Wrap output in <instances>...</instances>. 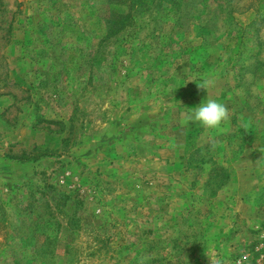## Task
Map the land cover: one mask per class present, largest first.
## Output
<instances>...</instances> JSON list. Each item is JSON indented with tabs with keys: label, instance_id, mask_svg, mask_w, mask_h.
Instances as JSON below:
<instances>
[{
	"label": "rangeland",
	"instance_id": "rangeland-1",
	"mask_svg": "<svg viewBox=\"0 0 264 264\" xmlns=\"http://www.w3.org/2000/svg\"><path fill=\"white\" fill-rule=\"evenodd\" d=\"M105 4L0 0V264H264V0Z\"/></svg>",
	"mask_w": 264,
	"mask_h": 264
},
{
	"label": "trees",
	"instance_id": "trees-1",
	"mask_svg": "<svg viewBox=\"0 0 264 264\" xmlns=\"http://www.w3.org/2000/svg\"><path fill=\"white\" fill-rule=\"evenodd\" d=\"M106 2L108 11L104 18L106 36L105 39H111L113 36L126 31L127 28L134 22L136 12L139 10L142 14H161V15H174L178 18L187 13L188 3L190 0H104ZM199 5L203 6L204 10L209 11L214 17L222 16L223 18L231 19L232 10L227 7L232 0H196ZM125 9V10H124ZM264 21V16L262 18ZM128 26V27H127ZM207 29L201 27L199 37L205 36ZM53 155L49 151L40 152L31 155L28 158L16 159L21 160H34L43 156Z\"/></svg>",
	"mask_w": 264,
	"mask_h": 264
},
{
	"label": "clouds",
	"instance_id": "clouds-1",
	"mask_svg": "<svg viewBox=\"0 0 264 264\" xmlns=\"http://www.w3.org/2000/svg\"><path fill=\"white\" fill-rule=\"evenodd\" d=\"M193 109L188 120L208 129L218 128L228 116L226 104L216 99H205Z\"/></svg>",
	"mask_w": 264,
	"mask_h": 264
},
{
	"label": "crops",
	"instance_id": "crops-1",
	"mask_svg": "<svg viewBox=\"0 0 264 264\" xmlns=\"http://www.w3.org/2000/svg\"><path fill=\"white\" fill-rule=\"evenodd\" d=\"M259 165L263 168V161H260ZM261 174H263V171L261 172ZM260 178H258L259 180ZM231 180V179H230ZM229 187V185H227ZM227 186L225 188H223L224 192L227 190ZM222 190V191H223ZM230 190V189H229Z\"/></svg>",
	"mask_w": 264,
	"mask_h": 264
}]
</instances>
